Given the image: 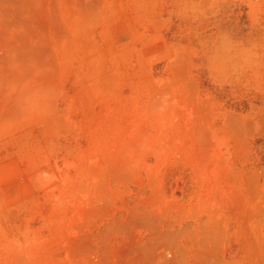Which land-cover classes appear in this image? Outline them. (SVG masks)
Returning <instances> with one entry per match:
<instances>
[{
  "label": "rangeland",
  "instance_id": "374dc122",
  "mask_svg": "<svg viewBox=\"0 0 264 264\" xmlns=\"http://www.w3.org/2000/svg\"><path fill=\"white\" fill-rule=\"evenodd\" d=\"M0 264H264V0H0Z\"/></svg>",
  "mask_w": 264,
  "mask_h": 264
}]
</instances>
